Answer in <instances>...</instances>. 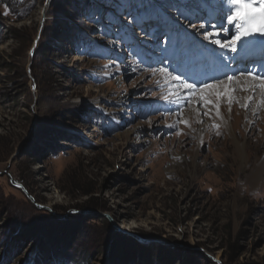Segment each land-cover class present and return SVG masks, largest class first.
I'll return each mask as SVG.
<instances>
[{
	"label": "rangeland",
	"instance_id": "obj_1",
	"mask_svg": "<svg viewBox=\"0 0 264 264\" xmlns=\"http://www.w3.org/2000/svg\"><path fill=\"white\" fill-rule=\"evenodd\" d=\"M163 3L0 0V264H264V175L248 183L264 158L262 112L232 121L245 165L213 127L210 95L199 138L196 120L180 122L186 107L173 114L162 98L177 88L159 72L194 84L187 71L221 52L220 80L251 66L214 43L236 31L221 0H190L183 16ZM138 11L179 29L184 47L133 33L124 14Z\"/></svg>",
	"mask_w": 264,
	"mask_h": 264
},
{
	"label": "bare ground",
	"instance_id": "obj_2",
	"mask_svg": "<svg viewBox=\"0 0 264 264\" xmlns=\"http://www.w3.org/2000/svg\"><path fill=\"white\" fill-rule=\"evenodd\" d=\"M249 39L252 40L251 43H245L239 46L237 45L238 50L235 53V57L237 58V61L240 62V64L249 63L251 68H255L259 75L264 76V37L256 36L254 39L251 37ZM220 51H222L221 48ZM220 54L223 55L220 56ZM218 55V58L212 57L209 60V63L211 64L210 68L206 69L204 66L195 67V65H193L192 70L187 71V79L190 77L193 79L195 88L191 93L186 89L180 92L185 96L187 95L188 101H191L190 103H187L188 105L186 102L183 104V108L186 107V109H184L185 112L183 113V119L187 120V122H190V120H196L197 122L202 121L198 122L201 125V127L198 129V135L199 138H201L203 136L202 126H210L211 123L209 115L205 117L203 116V113L208 112V109H210L212 116L217 119V124H219L233 140L237 159L243 162V164L248 165L249 157L247 156L246 151L247 145L242 143V141L236 137V134L234 133L235 128L232 124V121L234 118H239L241 120L249 119L250 122H254L255 119L251 112L255 114L262 112V117H264V88L256 86L258 82H253L250 79H245L241 76V74H236L234 77H239V82L233 81L229 85V88L234 87L236 89L235 91H227L223 85H219L213 89H203L204 84L216 85L217 80L221 78L222 72L228 70L227 65L229 56L225 55L223 52L219 53ZM252 59H256L259 62H252ZM197 69H200V71H196ZM201 89H203V91H201ZM206 95H210L211 98L209 97L208 101H210V104L212 105V107L208 108L207 110H205L206 103L202 101V98ZM227 104L230 107L226 106ZM199 105H203L202 109L199 108ZM238 107H241V110L238 111ZM229 108L231 110L228 111ZM217 109L219 111V116L217 115ZM220 117L223 119L221 120ZM126 136L128 138L134 137L136 142H141L140 140H142L140 129L127 131ZM263 175L264 158H261L257 159L250 175H248V183L252 186V188H255L259 185Z\"/></svg>",
	"mask_w": 264,
	"mask_h": 264
},
{
	"label": "snow or ice",
	"instance_id": "obj_3",
	"mask_svg": "<svg viewBox=\"0 0 264 264\" xmlns=\"http://www.w3.org/2000/svg\"><path fill=\"white\" fill-rule=\"evenodd\" d=\"M190 0H164L163 4H160V8L164 9L169 13H179L180 15H184L181 11L182 7H186ZM143 7V5H141ZM220 10V19L222 21H226L228 25H232L236 31L235 34L227 41L221 42L220 40H215L214 43L218 45L221 49H227L232 53L237 52V45H243L245 43H251L252 40L249 39L255 38L256 36L264 37V0H260L259 4L255 3V0H221V4L219 5ZM7 15V13H5ZM185 19H188L187 16H184ZM153 17L146 15L142 12H137L135 16H132L128 13L124 14V23L125 26L135 33L137 30L145 31L146 26H148L147 34L151 35L153 41L156 46H161L162 41L166 38L169 44H172L175 39V44L177 48L182 49L184 47V41L180 38L181 33L179 29H161L159 25H153L151 22ZM191 27L195 28L197 25L190 24ZM199 28L203 29L205 24L201 23L198 25ZM215 27V25H213ZM222 31H224L222 29ZM215 35H219L220 33H214ZM226 35L227 32L225 31ZM205 39H209V35L207 33L204 34ZM161 51H167L161 46ZM107 67V66H106ZM155 69L153 72L155 73ZM160 74L164 75L167 79H171L175 81L176 84L174 87L177 88V92L175 93V99L170 100L169 96H163L162 98L171 104L177 105V111L173 114H179L183 111V107L178 104L180 96V90H188L190 93L195 88V85L192 83H187L181 81V78L178 76H173L171 73L167 71L166 68L159 69ZM241 76L245 79H250L253 82H258L256 86L264 88V76L258 74L255 68H246L242 70ZM239 77H234L232 75H227L225 79L217 80V84H204L203 89H213L218 87L219 85H223L225 90L227 91H235L234 87L229 88V85L233 82H239ZM201 89V91H203ZM169 95H172L170 93ZM191 101L186 100V104ZM210 103V101H208ZM203 106V105H202ZM229 110H231L229 108ZM204 115H208L207 112ZM217 115L219 116V111L217 109ZM221 120L223 119L220 117ZM182 123H185L187 126V120L181 119ZM202 122V121H198ZM169 127H172L171 125ZM214 128H219V124H214ZM179 134V133H178ZM216 135H220V132L217 131Z\"/></svg>",
	"mask_w": 264,
	"mask_h": 264
},
{
	"label": "water",
	"instance_id": "obj_4",
	"mask_svg": "<svg viewBox=\"0 0 264 264\" xmlns=\"http://www.w3.org/2000/svg\"><path fill=\"white\" fill-rule=\"evenodd\" d=\"M12 185L16 187L17 189H20L23 191L25 196L32 202L35 203L34 199L29 195L28 191L24 188V186L16 181H12ZM39 209H44L45 207L37 205Z\"/></svg>",
	"mask_w": 264,
	"mask_h": 264
}]
</instances>
